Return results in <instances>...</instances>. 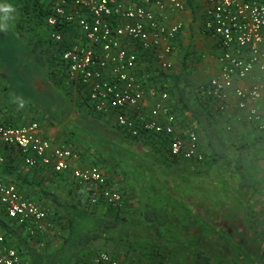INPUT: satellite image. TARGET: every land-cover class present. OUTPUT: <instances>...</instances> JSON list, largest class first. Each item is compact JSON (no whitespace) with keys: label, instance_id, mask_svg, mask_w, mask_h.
Instances as JSON below:
<instances>
[{"label":"crops","instance_id":"obj_1","mask_svg":"<svg viewBox=\"0 0 264 264\" xmlns=\"http://www.w3.org/2000/svg\"><path fill=\"white\" fill-rule=\"evenodd\" d=\"M184 1L185 11L174 13L169 21L170 24L181 21L184 28L170 57L173 68L168 73L180 75L187 65L193 97L205 104L206 99L199 87L202 83L221 77L219 62L221 51L218 40L203 35L202 32L205 1ZM21 9L22 4L19 0H0V46L1 43L11 44L12 47L22 49L25 57L34 58L29 43L32 42L35 32L30 29V23L24 21ZM12 33L16 34V37ZM56 68H58L56 79L67 81V85H70L69 96L76 102L73 111H65L62 121L46 117L36 120L31 116L28 118L20 116L14 111L8 112L0 106L2 112L0 119L15 126L39 123L45 137L56 145L64 144L77 151L81 155V161L78 163L81 167H87L89 164L98 166L107 177L109 185L123 194L125 207L120 213L124 218L120 217L123 234L118 232L112 239H100L91 244L88 249V263H92L101 252H108L120 264L150 263L149 258L153 256L154 251L148 249L149 246L137 244L129 248L130 243L141 240L154 241L157 236L143 230L144 213L147 208H162L169 212L170 230L160 234L164 237L163 240L186 242L187 248L176 245L168 251L170 260L166 261L168 264L175 261L178 264H186L188 261L193 264L197 255V247L193 243L197 242L202 243L200 247L203 251L206 250L212 256H219L220 259L226 260L225 262L229 259L223 248L226 242L246 241L250 238L264 243V209H261L259 204L254 205V199L264 196V185L251 200L242 202L236 193L235 179L222 164L213 161L199 164L173 157L168 148L158 140L156 143L144 138L138 142L133 141L117 127L115 113L109 116L96 113L88 103L84 90L69 80L63 65H57ZM52 75L50 74V77ZM160 79L163 80L162 77ZM253 83L250 78L238 80L226 90L227 110L224 114L217 112L213 102L208 103L215 124L223 131L224 137L232 147L252 138L255 132L259 131L247 122V111L238 110V99L235 95L237 88L249 89ZM38 88L46 90L45 85L41 83H38ZM3 95L0 89V96ZM155 101L156 99L151 96L146 98L147 114ZM258 105L264 113V101H260ZM192 119L189 116L186 121L183 119L179 124L180 129L186 131L185 124L191 123ZM197 130L202 149L208 153L206 137L199 126ZM141 146L153 149L156 153L148 154ZM0 156L6 160L5 164L0 166V179L16 184L24 197L36 200L45 208L57 207L49 197L51 193L58 195L62 200L72 202L73 199L84 200L91 192L88 186L77 185V181L70 173L57 174L47 167L34 169L26 166L21 153L17 150L0 148ZM213 194L218 199L212 202ZM233 198L237 201L230 202ZM96 210L103 215L107 213L108 208L104 203H100ZM254 210V213L251 212ZM48 222H51V225L45 229L43 241L35 243L42 250L53 251L62 241L61 235L55 236L54 229L59 230L62 226H58L52 219ZM137 229L140 231L138 234ZM182 247L190 257L186 258V261L179 256ZM140 251L143 255L139 253ZM137 258L146 260L140 262Z\"/></svg>","mask_w":264,"mask_h":264},{"label":"built area","instance_id":"obj_2","mask_svg":"<svg viewBox=\"0 0 264 264\" xmlns=\"http://www.w3.org/2000/svg\"><path fill=\"white\" fill-rule=\"evenodd\" d=\"M28 1V0H24ZM203 35L218 40L221 77L202 83L199 90L224 114L226 90L235 81L251 79V88H237L239 111L247 122L264 131V0H204ZM51 39L63 40L61 30L73 26L78 34L62 55L69 80L80 86L92 109L104 116L116 114L117 125L135 137L142 133L168 145L173 157L205 161L199 134L182 131V119L173 112L170 94L153 86L156 77L173 68L170 60L183 31L181 21L169 23L174 13L185 11L184 0H48ZM150 59V60H149ZM158 65V72L152 66ZM162 80V79H161ZM164 81V80H162ZM164 84V85H163ZM156 99L147 114L145 101ZM251 103V105H249ZM231 130V128H228ZM0 148L21 153L30 168L47 167L68 174L92 191V204L124 206L123 194L114 190L98 166L81 167V155L45 137L37 122L15 126L0 119ZM0 156V166L5 164ZM50 209L24 197L19 187L0 179V213L31 235L45 231ZM22 252L0 231V264H22ZM92 264H120L108 252Z\"/></svg>","mask_w":264,"mask_h":264},{"label":"trees","instance_id":"obj_3","mask_svg":"<svg viewBox=\"0 0 264 264\" xmlns=\"http://www.w3.org/2000/svg\"><path fill=\"white\" fill-rule=\"evenodd\" d=\"M19 2L22 4L21 11L24 21L30 23V29L35 32L32 42L29 43L34 59L46 69L62 65V55L73 45V39L78 34V30L73 26H68L61 30L63 40L56 42L51 39L53 30L48 26L47 21L51 14L48 2L46 0H19ZM188 70V66L185 65L180 75L165 72L160 74L163 82L169 85L168 88L166 85L162 88L170 94L173 112L184 121L188 116L193 118L190 128L199 134L197 126L200 127L209 148L208 153L202 149L205 154L204 162L213 161L222 164L223 168L229 171L230 176L236 181V193L240 201L251 200L264 185V131H257L252 138L245 139L237 146L232 147L211 116L208 103H211L212 100L205 98L207 103L204 104L194 99ZM117 127L133 141L138 142L139 139L144 138L153 143L157 142L155 137L146 133L135 137L121 127ZM160 143L170 152L166 143ZM92 196L91 191L84 200L73 199L72 202H69L62 200L54 193L49 195L51 200L57 204V207L48 208L51 210L49 217L54 223H58V226H62L59 230L54 229L55 236L60 237L61 235L62 241L60 246L53 251L42 250L35 243L43 241L45 233L40 232L33 236L26 228L11 223L2 213H0V231L4 232L8 241L22 252L24 256L22 264H92L88 263V249L91 244L100 239H112L118 232L123 234L119 215L125 207L123 197V208L116 209L106 204L107 213L102 215L96 210L100 203L92 204ZM30 200L37 202L34 199ZM37 203L39 204V202ZM144 223L143 230L155 233L157 236L154 241L144 242L141 240L137 241V244L151 246L153 251L156 249L155 252L160 253L162 250H169L182 243L176 240L174 242L165 241L164 237L160 235L170 230L171 220L167 210L147 208L144 213ZM21 230L24 232L22 233ZM61 231L62 233H59ZM193 245L197 247V255L193 264H231L226 263V260L220 259L219 256H212L206 250L203 251L200 247L202 246L201 242L193 243ZM158 249L160 250L158 251ZM247 253L249 254L247 255ZM247 253L243 255L242 264L264 263V253H261V249L251 251L249 247ZM237 255L242 256V253L239 252ZM163 263L165 264L166 261L164 260Z\"/></svg>","mask_w":264,"mask_h":264},{"label":"rangeland","instance_id":"obj_4","mask_svg":"<svg viewBox=\"0 0 264 264\" xmlns=\"http://www.w3.org/2000/svg\"><path fill=\"white\" fill-rule=\"evenodd\" d=\"M12 34L16 37V34ZM1 44L2 46H0V82H2V85L0 86V89L2 90V93L4 95L3 97L0 96V106H3V108H5L8 112L14 111L20 116L23 115L25 116V118L31 116L36 120H40L41 118L46 117L55 118L57 120L62 121L65 111L74 110L73 107L74 103L76 102H74L75 100L69 96L71 95L70 85H67V81L56 79V72L58 68H43L34 58L25 57L23 55L22 49H17L15 46L12 47L11 44ZM157 66L158 65L152 66V70L154 72L159 71ZM48 73L53 74L52 77H50V74ZM38 83L45 85L46 90L39 89ZM161 83H163V81L160 79V77H156L153 82V86L158 88ZM73 89L77 90L75 88ZM77 92L79 93L78 90ZM80 100H78V106L81 105ZM1 114L2 112H0V115ZM190 127H192V123H186L184 128L186 130L193 129ZM143 149L144 151H148V154L156 153V151H154L153 149H146L144 147ZM199 164H197V166ZM86 166L88 167L93 165L89 164ZM78 184L79 183L77 182V185ZM83 192L84 191H82V193ZM85 192L88 191L85 190ZM214 194L212 196V202L218 199L217 196H215ZM255 200L258 201L255 202ZM220 201L222 202V199H220ZM235 201H237V199L234 200L233 198L230 202ZM257 204L261 206V209H264V196L260 197L259 199H254V205L256 206ZM251 212L254 213L255 210ZM119 217L123 218V214L119 215ZM44 233L45 231H43L42 234ZM137 243L138 242L136 241L130 243L129 248H132L133 246L137 245ZM185 244L186 242L181 243L178 246L186 247ZM183 247L179 251V256H182L183 259L186 261V258L189 259L190 257L187 255V251ZM249 247L251 251H253L254 249H261V253H264V243L255 241V239L252 240L249 238L246 241L241 240L239 242L233 241L224 243L223 248L225 249L227 257L229 258L227 259L226 263L242 264V259L244 258L243 255L247 253V248ZM148 249H152V247L149 246ZM237 249L238 251H236ZM169 250L165 249L162 250L160 253H157L154 250V252L152 253L153 256L149 258V261L151 262L148 264H164V260H169ZM193 251L195 250L193 249ZM239 252L242 253V256L237 255ZM139 253L142 254V251H140ZM248 254L249 253H247V255ZM137 259L139 260V258ZM145 260L146 259L139 261L143 262ZM172 264H178V262L175 261ZM186 264H190V261L186 262Z\"/></svg>","mask_w":264,"mask_h":264}]
</instances>
